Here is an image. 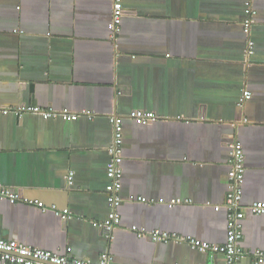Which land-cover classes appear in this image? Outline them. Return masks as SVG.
Listing matches in <instances>:
<instances>
[{"label":"crops","instance_id":"crops-1","mask_svg":"<svg viewBox=\"0 0 264 264\" xmlns=\"http://www.w3.org/2000/svg\"><path fill=\"white\" fill-rule=\"evenodd\" d=\"M120 2L111 40L113 0H0V186L19 195L0 200V238L91 263L226 264L135 230L224 244L233 141L244 154L241 205L264 202V0L249 36L245 0ZM63 110L78 118L42 115ZM132 111L157 120L136 124ZM112 116L122 202L108 232L94 223L110 212ZM174 199L190 203L169 207ZM241 225L242 249L264 251V215L246 212Z\"/></svg>","mask_w":264,"mask_h":264},{"label":"built area","instance_id":"built-area-1","mask_svg":"<svg viewBox=\"0 0 264 264\" xmlns=\"http://www.w3.org/2000/svg\"><path fill=\"white\" fill-rule=\"evenodd\" d=\"M256 0H245L244 6L248 14L243 23V30L249 36L250 29L254 23V2ZM124 10L120 0H113L112 14L110 21V39L114 40L120 31L121 19ZM249 49L251 43H248ZM251 54V50L246 53ZM250 97L248 92L242 94L239 104H243L246 99ZM1 110V109H0ZM35 111H38L35 109ZM6 113V110L1 111ZM21 114V113H19ZM81 114V113H80ZM44 118L60 116L64 120H75L78 115L70 113L67 110L60 112L47 111L42 113ZM82 115H87L82 113ZM128 118L133 120L136 124H143L147 122H154L157 116L150 112L145 111H132L129 113ZM109 122L113 127V145L109 148L111 155V162L108 166L107 177L110 182L106 187L108 194V207L110 209L108 218L103 223H94V226L104 231L110 232L116 227L120 218L117 213V208L120 206L122 199L119 197V190L121 187V171L120 165L122 163V127L117 117H109ZM228 173L226 180V195L223 208L226 211V241L222 245L210 244L200 241L191 236H182L175 233H163L159 231L146 232L144 229L135 230L138 237L149 235L154 242H175L189 246L192 250L205 253L207 255H221L226 264H235L240 259L249 257L252 264H264V251H245L240 246L242 240V225L241 221L244 219L246 212L250 215L258 216L264 215V202H254L247 207L241 205L242 198V184L244 180V154L243 147L239 141H233L228 145ZM134 199L133 197L130 200ZM0 200H8L10 202L19 201V195L10 188L0 186ZM138 202L147 203L146 199L137 197ZM190 201H182L180 199L171 200L168 205L172 207L179 204H188ZM34 205L42 210H50L62 218L68 217L67 211L59 212L54 207L50 209L44 208L42 203L34 202ZM205 206H212L215 210L220 207L218 205L206 204ZM0 260L7 264H111V258L106 254L102 255L99 261L91 263L85 260L72 259L56 255L51 252H46L26 246L19 243L15 239H1L0 238Z\"/></svg>","mask_w":264,"mask_h":264}]
</instances>
